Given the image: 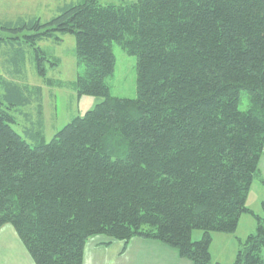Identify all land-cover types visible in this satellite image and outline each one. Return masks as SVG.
<instances>
[{"label": "trees", "instance_id": "1", "mask_svg": "<svg viewBox=\"0 0 264 264\" xmlns=\"http://www.w3.org/2000/svg\"><path fill=\"white\" fill-rule=\"evenodd\" d=\"M102 1L66 4L47 23L0 24L13 35L0 36L3 56L14 41L28 46L38 70L36 45L73 35L84 69L74 90L102 100L29 143L11 108L41 90L25 85L24 56L13 59L17 75L0 81V228L13 227L34 264H82L94 237L153 240L212 264V235L234 234L250 215L255 232L233 264H264V203L261 216L246 206L264 155V0ZM113 43L136 59L134 99L110 95Z\"/></svg>", "mask_w": 264, "mask_h": 264}, {"label": "rangeland", "instance_id": "2", "mask_svg": "<svg viewBox=\"0 0 264 264\" xmlns=\"http://www.w3.org/2000/svg\"><path fill=\"white\" fill-rule=\"evenodd\" d=\"M77 2L81 0H0V24L14 23L18 19L25 21L38 19L41 23H47L58 16L66 4ZM102 2L117 4L120 1L103 0ZM0 36L11 37V39L13 37L11 33L1 30ZM11 44L12 46L3 49L5 55V52L8 53L6 56H3L2 51L0 52V81L9 72L16 74L13 71V59L21 58L23 55L25 63L24 72L21 74L24 75L25 85L29 86L30 91H35V88L41 90L38 99L35 93H30L29 98L32 96L29 104L11 108V115L14 118L12 129L27 142H35L28 133L39 131L41 139L49 142L65 125L75 118L83 117L86 112L102 101L92 96H79L74 90V82L79 75L83 74L84 69L75 56L73 35L61 36L60 42L48 40L36 45L45 59L40 70L36 68L32 48L15 45V41ZM112 53L115 59L114 71L112 76L106 79L110 95L114 98L134 99L136 97V59L128 55L116 43L112 44ZM51 63L56 65L53 66ZM4 94V85L0 82V102L7 105L3 99ZM246 105L247 101L242 96L240 109L244 110ZM261 181L264 182V179ZM201 236L200 231H194L192 241H199ZM246 238L247 236L241 242H244ZM238 241L236 243L232 235L214 234L210 245L211 263L233 264L235 252L239 248Z\"/></svg>", "mask_w": 264, "mask_h": 264}, {"label": "crops", "instance_id": "3", "mask_svg": "<svg viewBox=\"0 0 264 264\" xmlns=\"http://www.w3.org/2000/svg\"><path fill=\"white\" fill-rule=\"evenodd\" d=\"M258 168L261 177L252 183L246 206L255 215L261 216L264 203V182H261L264 179V155L259 160ZM255 226L253 217L243 215L236 232L232 234L236 243L252 235ZM108 241L103 237L91 238L84 247L82 264H190L175 249L157 241L134 238L127 243L111 241L110 245H105ZM0 264H34L11 225L0 228Z\"/></svg>", "mask_w": 264, "mask_h": 264}, {"label": "built area", "instance_id": "4", "mask_svg": "<svg viewBox=\"0 0 264 264\" xmlns=\"http://www.w3.org/2000/svg\"><path fill=\"white\" fill-rule=\"evenodd\" d=\"M262 151H263V154H264V146H263V150Z\"/></svg>", "mask_w": 264, "mask_h": 264}]
</instances>
